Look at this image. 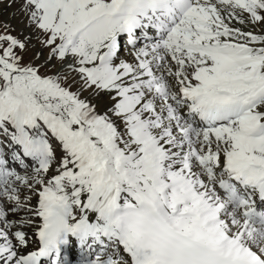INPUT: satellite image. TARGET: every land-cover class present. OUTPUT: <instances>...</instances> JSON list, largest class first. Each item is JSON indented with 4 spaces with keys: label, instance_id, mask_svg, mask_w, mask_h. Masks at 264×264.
<instances>
[{
    "label": "snow or ice",
    "instance_id": "1",
    "mask_svg": "<svg viewBox=\"0 0 264 264\" xmlns=\"http://www.w3.org/2000/svg\"><path fill=\"white\" fill-rule=\"evenodd\" d=\"M264 264V0H0V264Z\"/></svg>",
    "mask_w": 264,
    "mask_h": 264
}]
</instances>
